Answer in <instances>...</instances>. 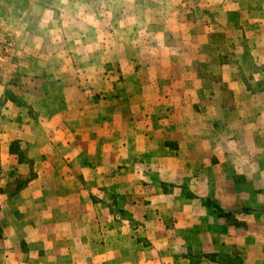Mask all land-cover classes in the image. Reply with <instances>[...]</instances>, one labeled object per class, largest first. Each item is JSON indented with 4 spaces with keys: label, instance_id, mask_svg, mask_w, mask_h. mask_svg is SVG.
Segmentation results:
<instances>
[{
    "label": "crops",
    "instance_id": "obj_1",
    "mask_svg": "<svg viewBox=\"0 0 264 264\" xmlns=\"http://www.w3.org/2000/svg\"><path fill=\"white\" fill-rule=\"evenodd\" d=\"M180 4L189 16L144 37V0H0V40L15 38L0 63V264H264V79L227 66L207 82L202 28L236 21L262 45L264 0ZM111 67L118 83L101 80Z\"/></svg>",
    "mask_w": 264,
    "mask_h": 264
},
{
    "label": "rangeland",
    "instance_id": "obj_2",
    "mask_svg": "<svg viewBox=\"0 0 264 264\" xmlns=\"http://www.w3.org/2000/svg\"><path fill=\"white\" fill-rule=\"evenodd\" d=\"M139 2V0H136ZM143 1V0H142ZM147 3H153L156 4V6L148 7L149 9L146 11V7L144 8L145 11H142V25H137V27L133 30V33L135 30H142V33L144 34V37H146V34H149L152 32V26L155 30V34H164L168 32L169 22L167 21L166 24H162V21L168 20L171 17H181L183 16H189L190 12H187L191 8H186L185 6H181L180 1L182 0H166L171 3L170 5H167L168 7H162L159 9L158 3L163 0H154L155 2H152L151 0H144ZM133 2V0H131ZM183 3V2H182ZM180 7V8H179ZM143 9V10H144ZM184 9V10H183ZM155 10V11H154ZM156 11H158V14H154ZM201 14L203 16L208 15L211 16V8H208L206 10L201 11ZM118 16V14H116ZM160 22L161 24H158L157 22ZM205 25H203L202 28H207V34H208V42H207V49H208V56L206 60V66L207 71L210 70V72H207V82H213L214 79H218L217 72L222 71L224 68L225 73H227V78L230 79L231 72L229 67H234L233 69V75H236L237 78H241L243 81L247 83H259V87L263 85V77H264V42L262 45L260 43L254 41L255 34L254 31L256 28L250 27L249 25H242L239 26L238 22L236 21H229L228 24L224 23L223 18H215L209 17L208 20H205ZM198 27H193L192 32ZM179 29L178 25L174 24L171 29V34L173 32H177ZM167 30V31H166ZM4 36V34H3ZM171 36V35H170ZM13 37V36H12ZM251 38V40H249ZM15 40V38L13 37ZM171 39V38H170ZM151 42L149 38L144 39L142 44L144 46L149 45ZM172 41L169 40L166 44L167 46H171ZM247 51L249 50L248 54H250V58H242L240 61L236 58V54L238 51ZM253 53V54H252ZM107 66V65H106ZM229 66V67H227ZM113 70V73L111 74V78H106L105 74L104 77L102 76V81H107L109 83H118L120 81V76L118 73V70L115 68H109ZM237 70H239L237 72ZM107 74V73H106ZM220 77V76H219ZM105 79V80H104ZM98 88L95 93L96 96L105 98L107 96H111L112 94H104L103 89L106 88V84L100 83L99 86L96 85ZM226 99L230 97L231 92L229 90L223 89ZM213 108V107H211ZM227 109L231 106L225 107ZM21 160H25L28 162L26 157H22ZM32 172L26 171L24 173H14L12 175L13 183L10 184L9 187L6 190H2L1 193H8V192H14L19 190L24 184H26L30 178H31ZM111 214L115 217V223H122L123 221H127L130 227H134L135 224L133 221L130 222V219L127 218L124 215V212L119 208L118 201H112L111 206H107ZM2 259V254H0V260Z\"/></svg>",
    "mask_w": 264,
    "mask_h": 264
},
{
    "label": "built area",
    "instance_id": "obj_3",
    "mask_svg": "<svg viewBox=\"0 0 264 264\" xmlns=\"http://www.w3.org/2000/svg\"><path fill=\"white\" fill-rule=\"evenodd\" d=\"M14 47V39L10 34H5L0 40V63L8 58Z\"/></svg>",
    "mask_w": 264,
    "mask_h": 264
}]
</instances>
